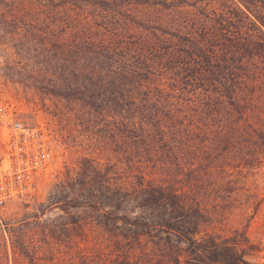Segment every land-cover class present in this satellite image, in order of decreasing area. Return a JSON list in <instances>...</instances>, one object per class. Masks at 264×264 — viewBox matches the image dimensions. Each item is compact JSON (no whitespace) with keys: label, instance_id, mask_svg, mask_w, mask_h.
<instances>
[{"label":"trees","instance_id":"1","mask_svg":"<svg viewBox=\"0 0 264 264\" xmlns=\"http://www.w3.org/2000/svg\"><path fill=\"white\" fill-rule=\"evenodd\" d=\"M43 2L59 37L71 35L61 44L73 64L65 97L86 115L118 116L125 150H135L118 177L93 155L85 165L76 157L60 186L89 219L64 228L90 226L91 246L78 247V262L35 254L28 264H244L235 242L203 232L201 200L169 176L189 172L198 188L201 131L230 133L221 141L244 166L264 152V0ZM134 5L146 12L132 16Z\"/></svg>","mask_w":264,"mask_h":264},{"label":"rangeland","instance_id":"2","mask_svg":"<svg viewBox=\"0 0 264 264\" xmlns=\"http://www.w3.org/2000/svg\"><path fill=\"white\" fill-rule=\"evenodd\" d=\"M43 3L0 0V96L14 106L21 120L43 124L55 151L50 174L40 180L33 193L0 206V264H28L35 254L52 263L71 258L78 262V247L91 246L92 238L86 234L90 226L80 229L77 222L71 231L64 226L73 220L87 224L84 222L90 211L76 208L83 199L74 198L69 186L60 184L76 157L80 165H85L83 156L93 155L105 170L118 177L132 166L128 152L135 150H125L123 130L114 123L120 120L118 116L111 112L86 115L73 101L75 95L72 99L65 97L70 91L60 84L66 82L63 71L73 68L71 52L68 47L62 48L58 22L52 13L46 18ZM131 10L134 17L136 12H146L136 5ZM230 136L226 132L198 134L204 167L197 178L198 188L189 172L181 179L173 173L169 180L179 188L186 184L190 198L201 200L204 233L235 242L244 264H264V152H256L251 159L245 156L250 162L244 166L245 159L233 156L234 148H224L221 140L227 141ZM210 137L218 140L213 151L205 141ZM251 150L245 152L250 154ZM210 162L214 167L208 170Z\"/></svg>","mask_w":264,"mask_h":264},{"label":"built area","instance_id":"3","mask_svg":"<svg viewBox=\"0 0 264 264\" xmlns=\"http://www.w3.org/2000/svg\"><path fill=\"white\" fill-rule=\"evenodd\" d=\"M54 161L48 129L21 120L0 96V206L30 196Z\"/></svg>","mask_w":264,"mask_h":264}]
</instances>
